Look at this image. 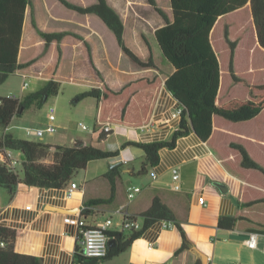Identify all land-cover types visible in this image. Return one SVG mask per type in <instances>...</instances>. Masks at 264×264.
Here are the masks:
<instances>
[{"label": "trees", "instance_id": "16d2710c", "mask_svg": "<svg viewBox=\"0 0 264 264\" xmlns=\"http://www.w3.org/2000/svg\"><path fill=\"white\" fill-rule=\"evenodd\" d=\"M58 1L79 14L99 17L113 32L122 52L134 65L141 69L161 70L155 56L154 46L148 38L143 36L148 49L145 58L128 45L125 39L124 19L108 0H96L88 5L70 0ZM147 1L165 22L155 30L154 36L163 58L175 68L167 77L165 84L180 103L182 112L179 127L173 131L169 139L146 143L128 141L122 145V147L136 146L144 151V162L138 172L139 175L147 174L149 168L159 163L161 149L174 148L177 140L191 131H194L204 142H208L215 128V119L218 128L230 127L234 123L250 121L264 111V83L244 82L234 69L235 52L244 37V31L249 29L246 38L252 43L251 50L264 49V0H171V16L158 4L157 0ZM27 6L33 10V0H0V83L5 82L11 74L30 75L28 68L36 61L35 57L31 58L34 46L21 48ZM249 8L250 19L236 22L239 29L231 38L229 21L236 19L235 15L241 17L239 15L243 10ZM246 22H248V28L244 30L242 25ZM32 23L44 40L46 51L52 43H57L58 56L55 69L62 61V42L67 36H74L83 42L90 65L101 82L92 84L81 94L80 99L85 97L96 99L98 112L95 132L100 138H105L111 133L105 130L107 123L130 126H141L146 123L154 101L155 89L160 84L158 76L134 79L119 90H115L106 82L98 68L88 40L77 33L68 31L41 30L35 17ZM220 23H226L224 37L231 51L229 72L234 82H244L250 88L251 97L247 99L227 98V101L218 104L217 98L220 89H223L222 75L224 73L216 34ZM47 77L48 82L43 88L21 99L0 96L2 99L0 103V145L6 144L18 152L22 158L20 173H15L6 165L0 164V188L6 189L10 195L14 194L21 183L62 188L68 185L79 171L86 169L90 161L116 158L119 155V150H104L82 141L71 146L51 145L16 138L10 133H5L15 116L22 115L25 109L32 106H43L50 96L59 93L62 77L55 72ZM226 149L229 152V159L222 163L228 172L246 180L247 185L244 191L248 197L239 199L236 213L233 216L222 217L219 226L230 230L244 229L264 234V163L253 157L249 149L241 142L230 141ZM51 152L53 161L47 160ZM121 169L120 162L113 164L108 173L112 182L119 176ZM103 202V200H97L94 204L98 205ZM88 208L86 207L83 211V216L89 214ZM142 217L143 226L140 229L133 227L127 234L124 232L110 234L115 237V244L110 247L104 259L126 251L145 228L158 220L173 221L179 226L183 234L180 250L198 251L182 226L176 221L171 208L160 198H154L151 207ZM129 219L136 220L134 217H129ZM20 234V230L0 225V244L5 243V246L0 245V264H42L39 257L15 251V240ZM198 254L200 257V253ZM102 260L87 257L78 248L73 264H97Z\"/></svg>", "mask_w": 264, "mask_h": 264}, {"label": "crops", "instance_id": "0c3cea01", "mask_svg": "<svg viewBox=\"0 0 264 264\" xmlns=\"http://www.w3.org/2000/svg\"><path fill=\"white\" fill-rule=\"evenodd\" d=\"M95 1L89 0L88 3L82 5L92 4ZM108 1L124 19L126 41V32L130 25L140 26L141 23L152 21L159 23L158 27L165 24L162 22L163 18L147 0L139 3L140 8L144 10L151 8L156 16H152L153 20L150 17L134 19L133 11L130 12L133 10L131 7L137 11L140 8L135 6L138 4L137 1L128 0L127 12L131 19L133 18L132 22H129L130 19H126L120 10L118 6L120 3L116 4L114 0ZM169 4L171 6V0H169ZM162 8L171 16V11L167 7ZM30 9V6H27L21 48L34 46L43 51L44 40L32 20L30 23L33 25V32H35L37 40L36 42L28 41L25 25ZM80 15V19H74L72 27L56 31L77 33L90 42L95 62L106 82L113 89L119 90L128 82L145 76L150 78L158 76L160 84L155 89L154 101L145 124L141 126L117 124L115 131L109 133L105 138H100L99 134L95 132L89 139H74V144L82 141L104 150H119V155L116 158L90 161L87 168L81 170L83 171L82 184L74 178L62 188L21 183L13 195H10L6 189L0 188L3 190L0 195V225L21 231L15 240V251L39 257L42 264H73L76 250L79 248L82 251L83 249L82 235L79 227L64 221L66 215L76 216L82 213L84 207H89L90 212L85 216L89 225H97L111 217L113 224L108 227L109 234L117 232L127 234L129 229L123 227L124 215L119 213L118 209L125 206L128 216L134 217L142 227V215L151 207L154 198L158 197L171 208L176 221L182 226L198 251L180 250L183 234L179 226L173 221L158 220L145 228L126 251L117 256L103 259L97 264H204V255L208 257L207 264H264V234L258 233L255 247H250L247 243L250 231L230 230L219 226L222 217L233 216L236 213L239 199L248 197L244 191L245 185H247L246 180L228 172L222 163L229 159L226 147L230 141L241 142L249 149L253 157L264 163V121L261 119L262 115L250 121L234 123L230 127L223 128H218L215 119V128L210 141L204 142L194 131H191L180 137L174 148L161 149L159 163L149 168L147 174L139 175L138 172L144 162V151L136 146L122 147V145L128 141L146 143L166 140L179 127L181 116H175L174 112L180 107V103L165 84L167 77L175 68L163 58L161 50L159 52L156 50V43L149 37L147 38L154 46L155 56L161 70L141 69L134 65L123 52L120 63H116L110 56L106 45L104 33L108 32L109 28L96 15ZM35 20L41 29L38 11ZM157 28L154 29V33ZM69 36L62 42V61L56 71H59L65 62V48ZM75 44L76 47H84L83 42L78 39ZM52 49L57 50V43H52L47 52ZM96 49L102 51L104 60L110 66L109 70L106 71L99 67L95 57ZM147 54L148 50L142 57L145 58ZM33 57L35 56H31V58ZM56 61L57 58L54 63ZM56 71L53 73L63 77ZM33 73L42 80L39 83L42 86L48 82L47 75L52 74H46L43 71H34ZM100 82L98 77L94 83ZM225 101L227 98L221 88L217 103L221 104ZM17 127L21 126L17 125ZM12 128L11 123L5 133H10L16 138L38 142L36 139L18 136L11 130ZM51 156L53 157L52 152L47 160H50ZM117 162L122 164V169L119 176L112 182L108 173L112 168L110 165ZM231 163L235 165V163ZM172 167L179 169V189L175 188ZM154 174L157 175L156 178H154ZM72 182L77 183L78 189L69 197L67 196V187ZM129 184H135L141 188L140 193L132 200L128 198L126 191ZM219 184L226 185L227 190H223ZM201 197L205 199L204 205L199 202ZM97 200L104 202L95 205ZM170 223L173 225H168ZM111 239H115V237L111 236ZM150 244H154V248L150 249ZM198 253H200V257Z\"/></svg>", "mask_w": 264, "mask_h": 264}, {"label": "rangeland", "instance_id": "374dc122", "mask_svg": "<svg viewBox=\"0 0 264 264\" xmlns=\"http://www.w3.org/2000/svg\"><path fill=\"white\" fill-rule=\"evenodd\" d=\"M71 1L78 4H85L89 2V0ZM135 1L138 3L135 4V6L140 8L139 3H142L144 0ZM127 2L128 0H114V3L118 4L126 19H130L129 22H132L133 18L136 19L142 17L145 19L150 17V19L153 20L152 16H156L155 12L151 8L147 10L140 8L139 11H137L131 7L133 10H130V12L132 13L133 11L134 13V17L131 19V16L127 12ZM158 2L161 7H167L168 10L171 11L169 0H158ZM34 3L33 10H29L28 21L25 25L26 33L29 37L28 41L36 42L37 40V36L35 32H33V25L30 23V20H33V18L36 16L37 11L41 29H45L44 31L50 32L60 30L62 28L72 27L75 21L74 19L76 18L78 20L81 16L76 11L66 8L58 0H34ZM123 5L124 7H122ZM129 6L132 5L129 4ZM250 15V8L245 9L239 15L241 17L235 15L236 19L229 21V31L231 38L234 37L236 30L239 29V27L236 26V22H244L245 19L249 20ZM148 23H141L140 26L130 25L128 27V31L126 32V38L129 45L141 56L146 54L148 50L143 36L146 38L149 37L154 43H156V50L158 52L160 51L154 36V29L159 26V23L155 21ZM225 24L226 23H220L216 29L220 46L222 69L224 72L222 76L225 97L228 99H247L251 97L250 88L246 86L244 82L250 84L264 83V49L256 48L255 50H251L252 43H250L249 39L246 38V36H248L249 29L244 31V37L240 41L239 47L237 48L234 57V69L244 82H234L229 72L231 51L224 37ZM247 24L248 22L242 25V27L244 26V30L248 28ZM238 26L242 28L241 25ZM104 34L110 56L116 63H120L122 50L118 45L113 32L108 29V32H105ZM76 41L77 39L74 36L68 37L67 46L65 48L66 59L59 71H56L54 63L57 58V50L55 51L52 49L47 52L45 47L43 51H41L39 47H34L35 49L33 51V56H35L36 61L29 69L31 70L29 72L30 75L24 76L19 73L11 74L5 82L0 83V96L17 94V96L21 98L44 87L39 84L42 80H40L33 73L34 71H43L46 74H51L53 71H56L58 74L63 76L60 85V91L57 95L50 96L43 106H32L25 109L22 115L15 116L11 122L13 126L11 130L18 136L36 139L38 142L51 145H73L75 143V138L89 139L95 134L96 118L98 112L97 101L93 97H85L80 99V96L85 91V89L90 88V86L98 80V76L90 65L85 48L83 46L76 47ZM95 57L100 68L106 71L110 69V66L104 60L105 57L103 56L102 51L96 49ZM25 81H28L29 85L23 90L22 86ZM51 106H55L56 108V120L54 121V124L57 126L56 132H46L43 137L28 135L25 131L26 127L38 128L46 127L48 125L49 109ZM261 115V119L264 121V111L261 113ZM80 122L86 124L88 129H83V127L80 125ZM17 125L21 127H17ZM49 161H53L52 156ZM82 173L83 171H79L74 176V179L81 184L83 182L81 176ZM1 191L3 190L0 189V195Z\"/></svg>", "mask_w": 264, "mask_h": 264}, {"label": "built area", "instance_id": "2783aa9c", "mask_svg": "<svg viewBox=\"0 0 264 264\" xmlns=\"http://www.w3.org/2000/svg\"><path fill=\"white\" fill-rule=\"evenodd\" d=\"M28 76V75H24ZM29 85L28 81H25L22 89H26ZM6 97L10 99H21L17 96V94H9ZM2 102V99H0V103ZM182 107H178L177 110L174 112L175 116L181 115ZM56 120V108L55 106H51L49 109V123L46 127H38V128H32V127H26L25 131L30 136H36V137H43L46 132L55 133L57 130V126L54 124V121ZM80 125L83 127V129H88V126L84 124L83 122H80ZM116 125L107 123L105 125V130L107 132L115 131ZM15 150L8 147L6 144L0 145V164L6 165L9 169H11L15 173H20L22 168V158L20 154H17ZM172 173H173V180L175 182V188L179 189V179H180V173L179 169L177 167H172ZM157 175L154 174V178H156ZM78 189V185L76 182H72L70 186L67 187V196L71 197L74 192ZM127 196L130 200L134 199L141 191V188L138 185L135 184H129L127 186ZM200 204H205L204 197H201L199 200ZM86 207L83 208L82 213L78 214L76 216H68L66 215L64 217V221L66 223H70L73 225H76L80 228V232L82 235V246L83 249L81 253L87 257H94L99 259H104L107 257L109 252V242L111 240V236L108 232V227L113 224V220L111 217L107 218L104 222H100L97 225H89L86 221L85 216H83V211ZM118 212L124 215L123 219V227L127 229L136 228L139 229L141 227V223L137 220H131L129 219L128 213L125 211V206H122L118 209ZM168 225H173L172 223ZM258 236V233L251 232L250 237L247 240V243L250 247H255L256 244V238ZM1 246H5L4 242H1ZM149 248H154V244H150Z\"/></svg>", "mask_w": 264, "mask_h": 264}, {"label": "water", "instance_id": "95a60500", "mask_svg": "<svg viewBox=\"0 0 264 264\" xmlns=\"http://www.w3.org/2000/svg\"><path fill=\"white\" fill-rule=\"evenodd\" d=\"M110 166H113V164H111ZM219 186L223 189V190H227V187L226 185H223V184H219ZM115 244V239H111L110 242H109V247H112L114 246ZM207 261H208V257L206 255L203 256V262L204 264H207Z\"/></svg>", "mask_w": 264, "mask_h": 264}]
</instances>
